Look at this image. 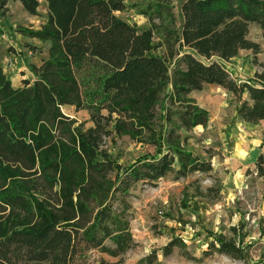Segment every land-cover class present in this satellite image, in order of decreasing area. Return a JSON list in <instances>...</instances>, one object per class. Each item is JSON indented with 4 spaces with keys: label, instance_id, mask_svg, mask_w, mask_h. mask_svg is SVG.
Segmentation results:
<instances>
[{
    "label": "trees",
    "instance_id": "trees-1",
    "mask_svg": "<svg viewBox=\"0 0 264 264\" xmlns=\"http://www.w3.org/2000/svg\"><path fill=\"white\" fill-rule=\"evenodd\" d=\"M16 1L33 15L46 2V22L18 31L49 47L41 64H29L34 79L16 87L0 46V264H92L96 252L122 258L137 246L131 197L139 183L214 169L211 155L188 148L190 133L210 122L194 91L223 87L239 101V119L264 121V70L240 82L224 65L243 49L261 52L248 35L257 24L264 38V0H177L179 18L173 0H156L140 10L155 21L145 29L116 14L127 0ZM9 2L0 0V16ZM64 107L88 111L92 124ZM112 136L155 152L123 164L105 148ZM257 171L264 175V154ZM211 234L203 257L246 259L243 237ZM176 249L201 260L177 236L161 251ZM140 262L155 264L157 251Z\"/></svg>",
    "mask_w": 264,
    "mask_h": 264
},
{
    "label": "rangeland",
    "instance_id": "rangeland-1",
    "mask_svg": "<svg viewBox=\"0 0 264 264\" xmlns=\"http://www.w3.org/2000/svg\"><path fill=\"white\" fill-rule=\"evenodd\" d=\"M155 1L127 0V10L116 14L145 29L155 25V21H150L140 10ZM171 6L173 14L179 18L177 0H173ZM47 16L45 1L39 6L38 14L33 15L16 0H10L7 11L0 16L4 71L16 87L21 86L24 79H34L29 64H41L48 57L49 47V43L27 37L18 30L38 29ZM248 38L260 44L261 52L255 54L243 49L237 57L224 62L240 82L251 80L256 72L264 70L262 29L251 24ZM160 39L156 33L155 41ZM155 52L162 53L163 48ZM191 96L210 112V122L207 127L198 126L190 133L188 148L199 155H211L213 171L181 179H176L173 173L156 184L139 183L131 197L132 233L137 246L122 258L96 252L92 264H101L100 260L106 264H146L140 260L155 251L158 257L155 264H264V175L260 176L257 171V153L264 148V121L252 124L239 119V101L218 85L206 84L203 90L194 91ZM63 110L86 126L92 124L86 110L76 111L73 107ZM255 139L262 143H255ZM105 148L123 164L155 152L154 147L137 144L128 136L108 138ZM209 188L214 190L209 191ZM211 232L236 236L237 242L243 237L239 243L246 247V259L218 253L203 257L207 242L213 238ZM176 236L185 241L192 256L201 260L189 259L179 249L164 256L161 249Z\"/></svg>",
    "mask_w": 264,
    "mask_h": 264
},
{
    "label": "crops",
    "instance_id": "crops-1",
    "mask_svg": "<svg viewBox=\"0 0 264 264\" xmlns=\"http://www.w3.org/2000/svg\"><path fill=\"white\" fill-rule=\"evenodd\" d=\"M196 99V98H195ZM235 137H237V134L236 135H234ZM238 138V137H237ZM254 142L255 143H258V144H261L262 142L260 141V140H258V139H255L254 140ZM260 146V145H259ZM260 148V147H259ZM245 151V150H244ZM260 154H264V148L263 147H261L260 148V150L258 151V153H257V155L259 156Z\"/></svg>",
    "mask_w": 264,
    "mask_h": 264
}]
</instances>
